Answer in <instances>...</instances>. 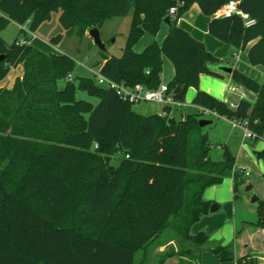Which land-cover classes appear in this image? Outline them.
I'll use <instances>...</instances> for the list:
<instances>
[{"label":"trees","instance_id":"trees-1","mask_svg":"<svg viewBox=\"0 0 264 264\" xmlns=\"http://www.w3.org/2000/svg\"><path fill=\"white\" fill-rule=\"evenodd\" d=\"M227 1L0 0V31L13 22L33 33L58 13L63 35L82 38L113 17L130 15L120 55L99 51L102 76L154 89L165 56L175 73L166 84L169 92L181 86L182 99L187 88L195 89L193 106L247 121L258 140L264 132V79L256 83L232 70L231 80L256 96L253 104L241 100L235 109L199 90L201 75H225L215 70L220 62L203 44L176 25L195 3L210 17L207 30L216 40L241 50L257 38L248 61L264 68V0H237V8L253 20L250 26L236 15L215 17ZM170 7L177 11L161 43L135 52L145 32L158 33ZM61 37L49 43L55 46ZM0 56V80L11 67L20 64L23 70L10 89L0 88V264H133L135 252L165 229L192 245L185 253L194 263L192 249L206 244L220 262L240 264L246 258L236 257L232 244L209 245L205 233L189 232L209 213L210 203L201 199L204 189L234 168L226 149L221 161H210L197 109L183 119L141 115L91 79L77 78L75 86L67 79L70 57L41 52L18 39L7 44L0 37ZM76 90L96 98V104L76 99ZM117 153L121 157L113 165ZM256 214L251 227L264 230V199L257 202Z\"/></svg>","mask_w":264,"mask_h":264},{"label":"rangeland","instance_id":"rangeland-1","mask_svg":"<svg viewBox=\"0 0 264 264\" xmlns=\"http://www.w3.org/2000/svg\"><path fill=\"white\" fill-rule=\"evenodd\" d=\"M129 15L125 17L112 18L105 21L99 32L100 40L105 46L106 54H118L120 48L124 45V40L128 30ZM27 30V27L22 28ZM20 28H16L13 24L6 25L0 31V37L10 44L14 39L26 36L29 39V35H25L24 32H19ZM35 39L32 40V46L38 50L44 52L52 51L64 54L73 60L72 69L69 72L67 79L76 86L77 78H88L93 80V73H98L99 66L102 63L101 55L98 49L92 42V39L85 35L82 38H78L75 35L65 36L63 30L60 27L57 14L52 13L50 20L43 22L36 31L33 32ZM61 35L60 41L50 48L48 46L49 39ZM54 51V52H53ZM63 81L58 83V88L63 87ZM191 89H187L180 99L184 108V113H192V107L190 104ZM76 99L96 104L95 98L87 95L86 92L76 90ZM160 105L153 103H134L132 104L133 110L136 112L147 115L154 112L160 113ZM174 117H178V113L173 112ZM198 119L210 121L211 124L203 127L201 132L207 136L210 143L208 150V156L210 161L219 162L222 160L223 149L229 151V153L235 157L239 148H243L252 155L254 160H258L259 163L264 166V132L263 135L253 142L252 139H243L242 126H231L230 123L224 122L215 116L199 115ZM121 154L117 153L111 158V163L116 165L120 159ZM248 186H251L249 189ZM264 194V182L261 176H257L255 170L249 169V175L237 176V174H231L224 178L219 184H213L204 189L201 199L213 204L221 205V209L214 214L220 213L213 222L219 225V228L213 237L210 239L213 243L209 245L218 244L233 245L234 235H240L244 233L245 243L249 242V238L246 237L249 227L257 220L256 207L257 202L260 201ZM252 196L258 198L257 202H252ZM252 228V227H251ZM206 244L202 250L195 253L196 258L194 263L185 252L187 249L192 248V245L186 242L183 238L179 237L174 232L168 229L160 232V234L150 242L145 248H141L134 254L133 264H227L220 262L218 258L211 254L207 249ZM235 249V247H234ZM255 264V262H253ZM250 260H246L245 264H253ZM243 264V263H242Z\"/></svg>","mask_w":264,"mask_h":264},{"label":"crops","instance_id":"crops-1","mask_svg":"<svg viewBox=\"0 0 264 264\" xmlns=\"http://www.w3.org/2000/svg\"><path fill=\"white\" fill-rule=\"evenodd\" d=\"M57 14V20H58V13ZM118 18V17H113ZM210 20V17H205L201 10L198 8V6L193 3L191 6L188 7V10L185 11L176 21V25L181 27L184 31H186L190 37H193L195 40H198L201 42L205 48V50L210 53L212 56H214L219 62L220 65H227L231 68V70H236L240 73H243L248 78L252 79L254 82H261L264 79V68L260 65L252 66L248 61V55L247 51L248 49L256 43L258 40H253L249 42L244 49H236L232 47L231 45L227 43H223L219 40H216L214 37H212L208 33V21ZM129 22H130V15H129ZM128 22V26H129ZM9 24H13L16 26V28H24L26 25L19 26L17 24H14L13 22H10ZM100 30V29H98ZM129 30V27H128ZM127 30V33H128ZM168 30V26L161 23L160 29L156 35H151L149 33H146L142 35V37L137 41V43L134 45L133 50L135 52H141L145 46L152 42H156L157 44L161 43L162 38L166 34ZM88 35L87 31L85 32L84 36ZM100 35V32H99ZM127 35V34H126ZM35 36V35H34ZM26 39L27 37L24 36ZM23 37L18 38L21 39ZM126 38V37H125ZM35 39V37H34ZM32 40L33 39H27L28 44L32 46ZM125 44V40H124ZM50 48H54L53 45L48 44ZM124 47V45H123ZM122 47V48H123ZM122 48H120V52L118 54H107L109 56H119L121 53ZM41 52H44L40 50ZM52 51H47L44 53H49ZM54 52V51H53ZM56 53V52H54ZM57 54H61L58 53ZM22 66L16 65L15 67H11L6 74V76L0 80V88L3 89H10L13 85V82L16 78H21L22 76ZM174 69L172 66V63L170 60L162 56V66H161V76H160V84L164 83L167 84L174 76ZM70 77V76H69ZM199 90L207 93L208 95L213 96L215 99L221 101L223 104H234V108L238 105V102L241 100H245L250 104H253L256 96L253 92L246 89L245 87H241L240 85L233 82L230 78V76H224V77H217L213 75H201L199 77L198 86ZM191 89L189 96L190 99L194 97V94L196 92L193 88H187ZM93 98V97H92ZM96 99V98H95ZM97 100V99H96ZM190 100V104H191ZM192 107V113L195 110V106L191 104ZM184 108H186V105H184L182 108H179L178 110H173V112L178 113V117L175 118L174 114L173 117L175 119H179L180 116L184 115ZM162 107H160V110ZM138 113V112H137ZM140 114V113H139ZM149 114H155L154 112ZM142 115V114H141ZM220 120H223L224 122H228L233 126L232 120L224 119L221 117H217ZM202 129V128H201ZM256 140H253L255 142ZM232 174H237V176L245 175L246 177L249 175V169L255 170L257 172V176L264 175V166H262L258 160H254L251 154L248 153L247 150L243 148H239L236 152V155L234 157V166H233ZM250 189L251 186H248ZM262 198L264 199V194L262 195ZM221 209V205H218V210ZM215 211V212H216ZM208 213L207 215H203L197 223L193 224L189 232L191 235H196L198 232H203L208 236V242L213 243L210 239L213 237L214 233L217 232L219 228V223L215 224L213 222L214 218H216L220 213L214 214ZM249 231L246 235L247 238H249V242L245 243V237L244 233H241L240 235H234L233 237V247L234 254L236 257L246 256L245 259H243L240 264H245L246 260H250V262H255V264H264V230H256L254 228L249 227ZM227 264H236L235 262H230ZM254 264V263H253Z\"/></svg>","mask_w":264,"mask_h":264},{"label":"built area","instance_id":"built-area-1","mask_svg":"<svg viewBox=\"0 0 264 264\" xmlns=\"http://www.w3.org/2000/svg\"><path fill=\"white\" fill-rule=\"evenodd\" d=\"M238 1L237 0H229L226 3H224L223 6L220 7V9L215 14L216 18H224V17H230L233 15L239 16L243 19V23L245 26L253 25V20H251L248 15L244 12H242L239 8H237ZM177 9L175 7L168 8L167 16H169L170 20L175 18ZM25 35H29V39H34V34L28 30H23ZM20 44H28L27 39L21 38L18 40ZM93 81L96 85L103 87L107 90L112 91L115 93V95L122 101L127 103H153L160 105L162 107L160 113L157 115L160 117H167L172 118L173 117V110H178L179 108H182L184 105L178 100H174L172 98V92H169L166 84L162 83L159 84L158 87L154 89L145 88L141 84H133L130 86L125 85L124 83L120 82H113L112 80H109L102 76L99 71L98 73H93ZM230 108H234V104L230 103L228 104ZM195 109L201 114L206 116H215V112L209 111L207 109L197 107L195 106ZM181 119H183L182 116H180ZM233 126H242V135L243 139H254L256 136L250 132V130L247 127V121H243L242 123H237L236 121H232ZM95 147V146H94Z\"/></svg>","mask_w":264,"mask_h":264},{"label":"water","instance_id":"water-1","mask_svg":"<svg viewBox=\"0 0 264 264\" xmlns=\"http://www.w3.org/2000/svg\"><path fill=\"white\" fill-rule=\"evenodd\" d=\"M162 23L167 25L168 27L170 26V18L169 16H165L162 20ZM88 36L92 39L93 44L95 45V47L98 49V51L100 52H104L105 51V46L104 44L101 42L100 40V35H99V30L97 28H91L87 31ZM2 59V56H0V60ZM215 70L217 72H220L223 75L226 76H230V74L232 73V70L229 66L225 65H218L216 66ZM182 87L181 86H176L174 88V90L172 91V98L176 101H178L181 97V92H182ZM211 122L207 121V120H202V119H198V126L200 128H203L207 125H210ZM258 198L252 196V202H257ZM218 209V205L217 204H213L209 207L208 212L209 213H213ZM201 250V248H195L192 249V253H198Z\"/></svg>","mask_w":264,"mask_h":264}]
</instances>
